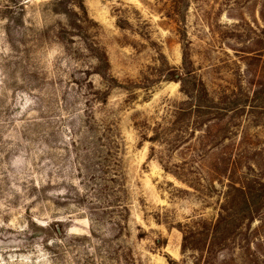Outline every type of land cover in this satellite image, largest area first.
Instances as JSON below:
<instances>
[{
  "label": "rangeland",
  "instance_id": "obj_1",
  "mask_svg": "<svg viewBox=\"0 0 264 264\" xmlns=\"http://www.w3.org/2000/svg\"><path fill=\"white\" fill-rule=\"evenodd\" d=\"M258 184L264 0H0V264H202ZM251 217L208 264H264Z\"/></svg>",
  "mask_w": 264,
  "mask_h": 264
},
{
  "label": "trees",
  "instance_id": "obj_2",
  "mask_svg": "<svg viewBox=\"0 0 264 264\" xmlns=\"http://www.w3.org/2000/svg\"><path fill=\"white\" fill-rule=\"evenodd\" d=\"M172 80L179 83L181 91L184 92L181 74H174ZM203 92L202 86L196 91L198 100L202 97ZM203 95L207 98L206 93ZM231 191L232 194L228 193L223 205H220V214L215 221L202 220L180 230L182 233V254L186 252L199 254L198 258L195 259L196 262L202 261V264H208L210 256L216 248L222 247L226 243L230 230L236 224L240 225L243 221L250 220L252 214L264 206V184L246 188L231 187ZM156 245L162 246L163 243L156 241ZM169 264H174V262H169Z\"/></svg>",
  "mask_w": 264,
  "mask_h": 264
}]
</instances>
